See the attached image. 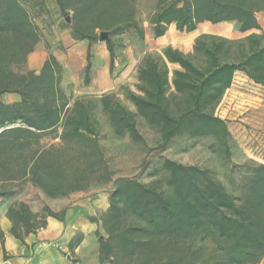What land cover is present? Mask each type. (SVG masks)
I'll return each instance as SVG.
<instances>
[{
	"label": "trees",
	"instance_id": "obj_1",
	"mask_svg": "<svg viewBox=\"0 0 264 264\" xmlns=\"http://www.w3.org/2000/svg\"><path fill=\"white\" fill-rule=\"evenodd\" d=\"M55 2L60 13L72 11L74 37L87 40L86 84L91 46L100 31H108L109 36L131 32L143 40L135 0ZM42 10L47 11L44 0H0V96L16 93L21 98L12 105L0 100V197L12 195L14 184L20 186L27 179L49 196L84 191L98 172L102 173L99 178L111 180L87 105L76 101L68 107L56 57L49 53L38 73L23 68L41 34L34 13ZM260 11H264V0H155L149 22L155 38L171 23L179 32H190L203 21H234L239 32H246L260 30L255 15ZM106 49L110 73L115 57L110 39ZM162 53H145L137 67L136 92L124 90L134 111L110 93L101 96L115 136L127 134L131 142H143L136 123L140 116L156 128L160 146L184 133L213 135L226 145L228 128L212 109L237 72L264 86V33L241 39L201 34L191 53L171 47ZM168 63L177 65L171 77ZM177 98L181 102L173 104ZM66 136L80 142L76 152L63 142H43L46 137L63 141ZM250 163L235 193L206 169L169 159L162 162V169L171 194L155 182L114 180L109 206L99 220L106 234L104 259L113 264H215L194 239L217 232L235 264H258L264 256V163ZM7 217L11 235L23 241L44 228L47 217L59 219L60 215L47 206L32 212L28 204L19 202L8 208ZM75 242L76 238L71 240L69 248Z\"/></svg>",
	"mask_w": 264,
	"mask_h": 264
},
{
	"label": "rangeland",
	"instance_id": "obj_2",
	"mask_svg": "<svg viewBox=\"0 0 264 264\" xmlns=\"http://www.w3.org/2000/svg\"><path fill=\"white\" fill-rule=\"evenodd\" d=\"M152 3L153 0H138L140 23L141 19L149 17ZM46 10L34 13L35 22L41 31L35 48L44 50L47 55L53 54L66 65L65 77L69 83L65 86V91L69 99L68 107L72 108L76 101H82L87 105L97 144L101 147L104 162L111 176V180L99 178L102 173L98 172L86 190L108 191L109 202L110 193L114 188L113 181L127 178L143 183L155 182L164 193L171 194L172 188L166 184V174L162 169V162L169 159L206 169L212 178L222 182L229 192L235 193L234 189L240 177L251 165L250 162L264 163V86L256 85L240 72L235 74L233 85L224 91L212 109V113L223 119L228 128L229 137L226 145L213 135L191 137L184 133L176 136L167 145L160 146L156 128L140 116H136V123L143 142H131L127 134L116 137L107 114L102 110L100 96L106 93L115 97L116 94L123 96L125 89L136 92L139 65L137 59L139 60V51L143 49L142 41L131 32L109 36L116 53L114 67L109 73L104 65L94 63L90 74L91 81L86 84L83 80V71L79 68L83 47L81 51L73 42L75 37L70 27V13H60L53 3L46 6ZM67 16L69 22L65 21ZM256 16L264 28V11L257 12ZM236 27L237 23L231 21L227 25L214 24L213 28L209 27L207 30L219 33H208L210 35L227 39H241L250 33H264L251 30L239 32ZM183 36L181 34L179 37ZM65 44L72 46L67 47ZM146 53L162 55L155 51ZM176 68L175 64H168L170 77ZM122 99L119 100L134 111L133 105L125 96ZM179 102L181 100L177 98L172 103ZM174 112L176 113V110ZM43 142L49 143L50 138L46 137ZM62 142L70 152H76L80 146V142L72 136H66L63 141L61 139L53 141L55 144ZM254 147H257L256 151ZM102 213H97L95 218L101 220ZM194 240L203 247L205 254L210 256L215 264H235L219 233L210 232ZM258 264H264V256Z\"/></svg>",
	"mask_w": 264,
	"mask_h": 264
},
{
	"label": "crops",
	"instance_id": "obj_3",
	"mask_svg": "<svg viewBox=\"0 0 264 264\" xmlns=\"http://www.w3.org/2000/svg\"><path fill=\"white\" fill-rule=\"evenodd\" d=\"M44 3L47 7L52 3L57 7L55 0H44ZM154 3L155 0H153L150 15L154 10ZM135 7L137 18L139 19L138 0H135ZM67 13H70L71 17L72 11L69 10ZM257 22L260 25V30L251 29V31L264 32V28L258 18ZM219 23L227 25L228 22ZM141 25L143 27V40L141 42L143 49L139 51L137 63L140 62L146 52L155 51L163 55L162 51L167 47L178 49L184 54L191 53L194 40L199 35L216 33L210 31L211 29L207 30L209 27L213 28L214 25L207 21L198 23L193 31L187 33L177 31L174 24L171 23L167 25V29L162 36L155 38L153 24L149 22V17L141 19ZM181 34L182 36L186 35L187 38L184 36L179 37ZM73 42L77 44L81 51L83 47L82 62L79 64V68L83 71L87 40L75 37ZM99 42L100 40L97 39L91 46L90 74L94 63H100L108 70L109 54L106 49V41L101 44ZM65 45L67 47L69 45L72 46V44ZM66 50L68 52V49ZM46 58L47 53L44 50L34 47L33 51L27 55L23 68L38 73ZM115 59L116 53L113 65ZM59 63L62 66L60 85L65 91V86L69 83L65 77L66 65L60 61ZM116 96L122 101V97L125 95L116 94ZM20 99V96L16 93H5L0 96L2 103L7 105L17 104ZM2 128L0 127V131ZM54 140H58V138L50 139L49 143H53ZM19 202L28 204L32 212H40L44 206H47L50 210L59 214L60 218L47 217L44 228L29 233L24 237L23 241H20L11 235L12 224L7 217L8 208ZM108 206V191L88 189L75 191L64 196H49L40 188L34 186L29 179L20 186L14 184V193L12 195L0 197V232L2 233L0 237V264H113L111 259H104V238L106 234L102 230L101 222L95 219L91 220V217L95 218L97 213L106 211ZM96 231H98L99 235H96ZM74 238H76V242L72 248H69V243ZM4 254L7 257H4Z\"/></svg>",
	"mask_w": 264,
	"mask_h": 264
},
{
	"label": "water",
	"instance_id": "obj_4",
	"mask_svg": "<svg viewBox=\"0 0 264 264\" xmlns=\"http://www.w3.org/2000/svg\"><path fill=\"white\" fill-rule=\"evenodd\" d=\"M65 21L69 22V17L68 16L65 18ZM98 39L100 41H108L109 40V32L108 31H100L98 33Z\"/></svg>",
	"mask_w": 264,
	"mask_h": 264
},
{
	"label": "built area",
	"instance_id": "obj_5",
	"mask_svg": "<svg viewBox=\"0 0 264 264\" xmlns=\"http://www.w3.org/2000/svg\"><path fill=\"white\" fill-rule=\"evenodd\" d=\"M233 81H234V78H233V80H232V83H231V85H230V87L233 85ZM254 83V82H253ZM256 84V83H255ZM256 85H259V84H256ZM260 86V85H259ZM229 87V88H230ZM227 90V89H226ZM257 148V147H256ZM256 148L254 147L253 149L256 151Z\"/></svg>",
	"mask_w": 264,
	"mask_h": 264
}]
</instances>
